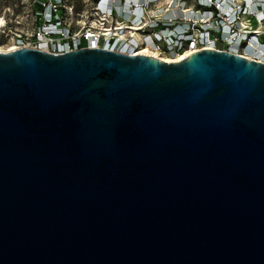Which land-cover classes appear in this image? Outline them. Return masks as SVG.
<instances>
[{
  "label": "water",
  "instance_id": "obj_1",
  "mask_svg": "<svg viewBox=\"0 0 264 264\" xmlns=\"http://www.w3.org/2000/svg\"><path fill=\"white\" fill-rule=\"evenodd\" d=\"M0 264H264V63L0 52Z\"/></svg>",
  "mask_w": 264,
  "mask_h": 264
},
{
  "label": "built area",
  "instance_id": "obj_2",
  "mask_svg": "<svg viewBox=\"0 0 264 264\" xmlns=\"http://www.w3.org/2000/svg\"><path fill=\"white\" fill-rule=\"evenodd\" d=\"M67 1L38 0L37 27L30 36L16 35L7 52L34 48L62 54L89 47L175 61L220 50L264 63V53L247 51L264 47V0H93L94 25L86 22L80 30L63 20L64 13L74 11ZM6 30L8 25L2 34Z\"/></svg>",
  "mask_w": 264,
  "mask_h": 264
},
{
  "label": "rangeland",
  "instance_id": "obj_3",
  "mask_svg": "<svg viewBox=\"0 0 264 264\" xmlns=\"http://www.w3.org/2000/svg\"><path fill=\"white\" fill-rule=\"evenodd\" d=\"M38 0H0V52L8 51L13 46V38L21 33L31 35L37 27L36 5ZM67 3L74 5L73 12L63 14V20L70 27L78 30L85 27V23L91 22L90 10L93 0H68ZM83 15L81 16V14ZM8 25V30L2 34L3 27ZM77 30V31H78Z\"/></svg>",
  "mask_w": 264,
  "mask_h": 264
},
{
  "label": "bare ground",
  "instance_id": "obj_4",
  "mask_svg": "<svg viewBox=\"0 0 264 264\" xmlns=\"http://www.w3.org/2000/svg\"><path fill=\"white\" fill-rule=\"evenodd\" d=\"M4 23V19H0V24H3ZM91 44H92V46H96V41H91ZM14 49V48H13ZM248 52H250V53H252V54H255V55H262L263 53H264V47H261V48H259L258 50H255V49H253L252 47H250V48H248V50H247ZM5 52H7V51H5ZM140 55H146V56H152V57H156V58H158V59H160V60H162V61H165V62H168V63H174V62H179V61H182V60H184V59H186V57L189 55V53L188 54H186V55H184V56H182L181 58H179L178 60H170V59H168V58H164V57H159L158 55H156V54H151V53H148V54H146V52H140L139 53Z\"/></svg>",
  "mask_w": 264,
  "mask_h": 264
},
{
  "label": "trees",
  "instance_id": "obj_5",
  "mask_svg": "<svg viewBox=\"0 0 264 264\" xmlns=\"http://www.w3.org/2000/svg\"><path fill=\"white\" fill-rule=\"evenodd\" d=\"M84 45H86V43H84Z\"/></svg>",
  "mask_w": 264,
  "mask_h": 264
}]
</instances>
